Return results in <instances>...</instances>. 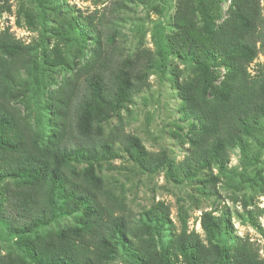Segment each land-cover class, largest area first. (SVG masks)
<instances>
[{
	"label": "trees",
	"instance_id": "obj_1",
	"mask_svg": "<svg viewBox=\"0 0 264 264\" xmlns=\"http://www.w3.org/2000/svg\"><path fill=\"white\" fill-rule=\"evenodd\" d=\"M32 2L35 10L18 14L29 28L39 25L38 39L25 44L0 31V238L12 240L0 264H264V244L231 241L230 219L214 215L217 207L201 215L203 236L188 230L180 207L176 231L162 201L135 213L126 186L162 174L215 204L213 170L223 175L264 122V73L249 72L264 54L259 0H230L224 20L222 0H180L154 50L140 41L128 50L119 31V12L132 5L160 13L153 0L114 1L100 15L66 0ZM1 12H10L8 0ZM169 70L188 122L178 162L147 151L122 116L151 75L162 82ZM263 172L249 182L262 193ZM247 206L255 225L264 208Z\"/></svg>",
	"mask_w": 264,
	"mask_h": 264
},
{
	"label": "rangeland",
	"instance_id": "obj_2",
	"mask_svg": "<svg viewBox=\"0 0 264 264\" xmlns=\"http://www.w3.org/2000/svg\"><path fill=\"white\" fill-rule=\"evenodd\" d=\"M69 7L80 10L84 15L98 11L99 15L108 11L111 3L119 0H66ZM180 0H153V5L157 6L160 13H156L145 5H132L127 11L119 12L123 22L119 25L121 40L128 50H133L138 41L147 49L154 50V40L168 34L173 28V17L177 4ZM10 12L0 13V31L8 29L17 39L28 44L38 39L40 27L36 24L34 29L25 24L22 14H18L20 8H34L32 0H8ZM263 10L264 0H259ZM230 0H222L221 19L226 18V10ZM35 10V8L33 9ZM19 21V24H17ZM183 70V65H178ZM257 71L264 73V54H260L255 62L249 67V72L254 74ZM224 73V69H221ZM170 70L165 81L160 82L157 75L149 77V88L136 97L129 106V112H122L126 123L125 131L137 136L147 151L166 153L181 161L188 152V145L183 144L180 137L188 129V122L181 119L178 111L179 98L172 87L169 78ZM179 135V136H178ZM247 149L243 154L239 149H235L230 162L223 175L214 169L213 174L219 177L220 182L216 185V202L214 198L203 199L199 196L195 185L184 184L174 186L164 180L163 175L148 178H134L132 183L126 182V186L133 187L127 192L130 207L135 213L142 208L148 207L152 202L162 201L169 207V219L175 227L180 229L178 220L179 208L183 207L187 215V228L194 230L203 236L200 227V218L204 212H213L219 215L220 212L227 214L231 224V241L240 238H248L256 246L262 247L264 244V215L257 218L255 225L249 224L245 217L243 203H247V210L255 206L264 208V193L249 182L256 171H264V122L262 131L256 137L246 140ZM244 155V156H243ZM124 162L117 160L115 166H122ZM264 175V172H263ZM197 197V199L195 198ZM69 220L63 219L60 225L67 224ZM12 240L2 236L0 238V253L5 254L11 248ZM261 255V251H260Z\"/></svg>",
	"mask_w": 264,
	"mask_h": 264
}]
</instances>
